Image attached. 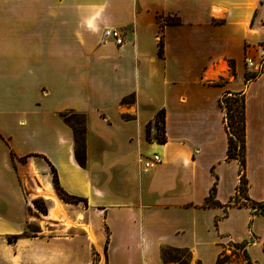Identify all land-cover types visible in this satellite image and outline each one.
Wrapping results in <instances>:
<instances>
[{"label":"crops","instance_id":"0c3cea01","mask_svg":"<svg viewBox=\"0 0 264 264\" xmlns=\"http://www.w3.org/2000/svg\"><path fill=\"white\" fill-rule=\"evenodd\" d=\"M263 44L264 0H0V264H264V64H244ZM235 93L244 194L220 104ZM30 161L82 199L46 204L67 231H29Z\"/></svg>","mask_w":264,"mask_h":264},{"label":"trees","instance_id":"16d2710c","mask_svg":"<svg viewBox=\"0 0 264 264\" xmlns=\"http://www.w3.org/2000/svg\"><path fill=\"white\" fill-rule=\"evenodd\" d=\"M163 49V37L160 35L158 43V52L161 55ZM231 71L234 74V64L232 61L229 62ZM254 75H248V78ZM239 102V104H238ZM222 108L225 112L226 129L228 135L227 144V158L228 159H238L241 166V177H240V190L244 194L246 189V179L244 176L245 169V98L243 93H235L231 95H224L220 102ZM155 127L157 131L161 132V135L156 134V141L163 143L165 142L164 135V110L158 111L155 118ZM76 149V158L80 163H83L84 157V127L82 125L81 129L78 131L74 127ZM150 136V126L147 127V137ZM53 183L56 190L59 192V197L66 203H77L82 200L78 197L69 195L64 190L60 188L57 181V176L55 170L52 168ZM45 212V211H44ZM176 251V250H175ZM164 257L166 253L163 252ZM182 264V262H180Z\"/></svg>","mask_w":264,"mask_h":264},{"label":"rangeland","instance_id":"374dc122","mask_svg":"<svg viewBox=\"0 0 264 264\" xmlns=\"http://www.w3.org/2000/svg\"><path fill=\"white\" fill-rule=\"evenodd\" d=\"M251 75V74H250ZM239 104V102H238ZM66 120L72 124V126H74L76 129H78V131L81 129L82 125H83V118L82 116H79V115H71V116H68L66 118ZM156 134H159L161 135V132L160 131H157L156 130ZM24 162V161H23ZM35 169V170H34ZM33 170L36 172V176L33 172ZM24 177V180L26 178H28V182L27 180H25V183H26V192H27V195L31 198L33 194H36L33 190V188H35V186L37 184H49L50 186H52V190H54V192L56 193V195L59 194V192L56 190L55 186H54V183H53V174L51 176L50 179H47L45 177L42 176L41 173L38 172V169L33 165L32 161H30V165L28 167V170L27 172H25V175H23ZM33 177H35V181L33 180ZM37 177V178H36ZM49 183H48V181ZM40 181V182H39ZM45 182V183H44ZM59 196V195H58ZM31 200V203H32V206H31V209L29 210V213L31 215L35 214L33 212V209H35L36 211H38L39 213H42V214H45L47 215V202L49 200H45L44 198L42 197H32ZM45 211V212H44ZM51 211V210H50ZM50 213V212H49ZM57 215V214H56ZM57 218V217H56ZM55 218V219H56ZM32 220V218H31ZM60 227L56 226L54 223H49V224H45V225H40L38 222H36L35 220H32L31 221V225H30V228H29V231H35L37 230V226H42V228L44 227V229L46 231H53V232H56L54 230H62V231H67V228H69V226L72 225V222L70 220H68V218H66L64 215H63V218L60 220ZM46 226V228H45ZM172 256H176L177 257H180L182 260H186L187 259V255L183 252L181 253H175L173 254Z\"/></svg>","mask_w":264,"mask_h":264},{"label":"built area","instance_id":"2783aa9c","mask_svg":"<svg viewBox=\"0 0 264 264\" xmlns=\"http://www.w3.org/2000/svg\"><path fill=\"white\" fill-rule=\"evenodd\" d=\"M103 35L104 37L113 40L115 44L117 45H121L123 43V37L118 28H105L103 30ZM244 64L248 70L254 69L256 70V72L261 70L264 64V44L261 45V50H260L258 60L255 61L253 57L246 56L244 58ZM141 162H142L143 167L147 169V168L153 167L154 165L160 163L161 158L158 154L155 153L151 157L145 160H141Z\"/></svg>","mask_w":264,"mask_h":264},{"label":"bare ground","instance_id":"6f19581e","mask_svg":"<svg viewBox=\"0 0 264 264\" xmlns=\"http://www.w3.org/2000/svg\"><path fill=\"white\" fill-rule=\"evenodd\" d=\"M34 170H33V172L36 176V172ZM33 190L36 193V194H33L34 197L38 196V197L44 198L45 200L53 201L55 207H57V208L60 207L59 200L57 199L55 193L52 190V187L49 184H47V183L46 184H37L35 186V188H33ZM31 218H32V220L37 221L40 225H45V224H49V223L52 224V223L56 222L53 210H51L50 213H48L47 215L39 213V212L35 213V214L31 215Z\"/></svg>","mask_w":264,"mask_h":264}]
</instances>
